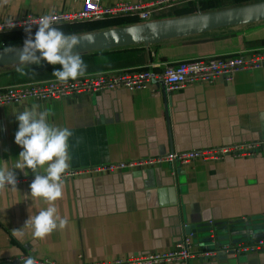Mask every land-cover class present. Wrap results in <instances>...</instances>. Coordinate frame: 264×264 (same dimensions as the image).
Returning <instances> with one entry per match:
<instances>
[{
	"label": "crops",
	"instance_id": "0c3cea01",
	"mask_svg": "<svg viewBox=\"0 0 264 264\" xmlns=\"http://www.w3.org/2000/svg\"><path fill=\"white\" fill-rule=\"evenodd\" d=\"M84 1L9 0L0 7V18L76 10ZM97 1L113 5L151 0ZM250 1L255 0L245 2ZM193 3L189 7L183 2L149 8L148 20L238 5L201 9L199 1ZM130 46L135 47L91 55L88 74L161 69L180 60L264 49V19L167 38L149 46ZM33 104L39 105L40 111L53 113L49 123L73 132L68 142L71 160L64 195L57 201L68 224L43 240L34 239L31 227L25 226L30 216L47 207L30 195L35 175L30 169L13 168L22 151L15 143L19 121L13 111L30 109ZM253 140L264 141V66L239 71L231 81L215 78L174 92L163 87L157 91L118 89L1 105L0 167L12 169L17 184L15 190L10 185L0 191V264H23L29 256L56 264L108 262L170 249L188 228L200 230L198 235L202 236L205 232L201 230L209 225L222 228L225 244L255 240L258 230L239 229L264 219V144L251 156L227 154L215 159L196 158L184 165L164 162L110 173L82 172L167 152ZM39 171L44 174L43 169ZM193 244L194 248L205 247ZM191 264H264V252L223 254Z\"/></svg>",
	"mask_w": 264,
	"mask_h": 264
},
{
	"label": "built area",
	"instance_id": "2783aa9c",
	"mask_svg": "<svg viewBox=\"0 0 264 264\" xmlns=\"http://www.w3.org/2000/svg\"><path fill=\"white\" fill-rule=\"evenodd\" d=\"M188 1L198 0H151L135 3L119 2L113 5H104L97 0H85L83 5L76 10H54L40 14L26 13L14 18H0V31L24 29L30 22H33L31 27H38V24L34 22L49 14L54 16L55 24L77 23L121 14L135 15L141 21H145L150 18L149 8L168 7ZM10 21L14 23V27H9ZM262 66H264V49L252 52H239L233 55L180 60L175 63L165 64L161 69L151 67L90 73L79 77L75 81L70 79L67 83H60L54 78L25 84L8 85L0 87V106L18 103L28 98L49 101L79 94L118 89L129 91L151 89L157 91L160 87H163L168 92H174L185 86L211 82L215 78L231 81L239 71H249ZM263 144L264 141L262 140H253L215 148L167 152L157 157L95 166L82 170V172L91 174L110 173L143 166L154 167L164 162L184 165L196 158L215 159L227 154L251 156ZM80 172H71L70 174L74 175ZM211 223L209 221V224ZM193 235L194 233L192 232L185 233L180 240L175 242L172 248L167 250L148 252L129 258H116L108 262H84L82 264H191L193 260L213 259L218 256L219 252L238 256L264 252V237L250 242H233L210 248H194ZM36 264L56 263L49 260H41L36 261Z\"/></svg>",
	"mask_w": 264,
	"mask_h": 264
},
{
	"label": "clouds",
	"instance_id": "9594fccd",
	"mask_svg": "<svg viewBox=\"0 0 264 264\" xmlns=\"http://www.w3.org/2000/svg\"><path fill=\"white\" fill-rule=\"evenodd\" d=\"M9 0H0V7L7 5ZM53 15H44L38 21V30L34 39L31 35V23L26 27L29 33L22 49L4 48V54L15 52L18 56L16 72L21 76L27 75L25 68L31 64H40L41 60L62 67L54 69V76L60 83H67L70 79L75 81L86 74L87 65L81 55L73 51L80 44V38L65 34L54 26ZM9 22V27H14ZM90 39V38H89ZM39 51V56L37 52ZM39 105L33 104L31 108L23 111L14 110L19 121L18 131L15 133V143L22 147L18 162L13 168L21 170L30 169L35 178L30 184V195L33 199H40L46 208L41 209L35 216H30L25 226L31 227L32 237L43 240L54 231L64 229L68 220L59 213L57 201L63 199L65 186V173L70 168L71 156L69 154V138L73 132L67 127H60L49 123L48 117L53 115L50 110H38ZM43 169V173L39 171ZM24 174L27 176L28 172ZM17 178L12 169L7 166L0 167V191L11 185L16 189ZM18 231V230H14ZM23 264H36L29 256Z\"/></svg>",
	"mask_w": 264,
	"mask_h": 264
},
{
	"label": "water",
	"instance_id": "95a60500",
	"mask_svg": "<svg viewBox=\"0 0 264 264\" xmlns=\"http://www.w3.org/2000/svg\"><path fill=\"white\" fill-rule=\"evenodd\" d=\"M264 19V0L233 5L229 7L198 11L196 13L179 15L168 18L145 20L136 23L113 26L98 30L85 31L71 34L80 38V44L74 47L73 51L81 54L94 52L103 49L118 48L135 44L149 46L157 44L164 39L172 38L191 33L202 32L214 28L239 25ZM90 38V39H89ZM24 46L10 47L15 50ZM4 48L0 49V70L18 66V56L15 52L4 54ZM39 51L37 55L39 56ZM205 227V226H204ZM222 228L212 229L211 226L201 231L206 235H198L195 228H188L186 233L192 232L193 241L205 245L206 248L222 245L226 240L221 234ZM250 229L258 230L254 238L264 237V219L251 226H243L239 230L246 232ZM235 232V231H234ZM233 235H235V233ZM237 234V233H236ZM224 253L219 252V255ZM226 255V254H224Z\"/></svg>",
	"mask_w": 264,
	"mask_h": 264
},
{
	"label": "trees",
	"instance_id": "16d2710c",
	"mask_svg": "<svg viewBox=\"0 0 264 264\" xmlns=\"http://www.w3.org/2000/svg\"><path fill=\"white\" fill-rule=\"evenodd\" d=\"M200 3L201 9H212V8H219L225 6L227 3L231 4H239L249 0H198ZM194 1H188V7L193 6L192 4ZM121 15L115 16L111 18H105L103 20H96L93 23L89 21L84 22H77V23H60L55 24L54 26L63 30V29H86V31L90 30H98L101 28H106L112 25H123L128 23H134L138 21V17L131 15ZM39 27V26H38ZM38 27H31V35L34 39L35 32L38 30ZM29 33L26 31V28L20 29H12V30H5L0 31V48L6 47H14L23 45L26 38H28ZM135 46L130 47H119L110 49L111 51H122L128 48H132ZM108 49L98 50L94 52H90L89 54L81 55L82 59L85 61L87 65L86 74L90 71L88 58L97 53L107 52ZM16 67L4 68L0 70V87L8 86V85H18V84H25L30 82H37L42 80L54 79L55 77L52 76V72L54 69H59L62 66L59 64L52 65L47 63L46 60H41L40 64H31L25 68L27 75L21 76L19 73L16 72Z\"/></svg>",
	"mask_w": 264,
	"mask_h": 264
},
{
	"label": "rangeland",
	"instance_id": "374dc122",
	"mask_svg": "<svg viewBox=\"0 0 264 264\" xmlns=\"http://www.w3.org/2000/svg\"><path fill=\"white\" fill-rule=\"evenodd\" d=\"M255 1H257V0H255ZM250 2H253V1H250ZM243 3H248V2H242V3H240V4H243ZM125 15H130V14H125ZM121 16V15H120ZM133 16H135V15H133ZM117 17V16H116ZM129 17H132L131 15L129 16ZM135 17H137V16H135ZM109 18H111V17H109ZM103 19H105V18H102V19H93V20H89V22L90 23H93L94 21H96V20H103ZM84 22V21H83ZM136 23V22H135ZM128 24H130V23H128ZM124 25V24H123ZM113 26H119V25H112V26H109V27H113ZM106 28H108V27H106ZM65 34H69V35H71V34H76V33H81V32H85L86 31V29H80L79 30V28H77V29H63L62 30ZM195 241H196V239H194ZM194 241V242H195ZM196 243V242H195Z\"/></svg>",
	"mask_w": 264,
	"mask_h": 264
}]
</instances>
